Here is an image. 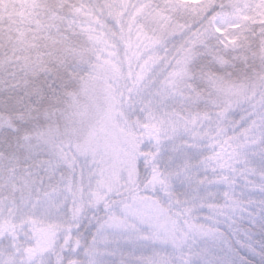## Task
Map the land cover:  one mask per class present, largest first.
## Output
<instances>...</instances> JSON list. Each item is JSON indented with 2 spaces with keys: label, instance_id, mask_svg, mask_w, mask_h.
<instances>
[{
  "label": "snow or ice",
  "instance_id": "obj_1",
  "mask_svg": "<svg viewBox=\"0 0 264 264\" xmlns=\"http://www.w3.org/2000/svg\"><path fill=\"white\" fill-rule=\"evenodd\" d=\"M0 264H264V0H0Z\"/></svg>",
  "mask_w": 264,
  "mask_h": 264
}]
</instances>
